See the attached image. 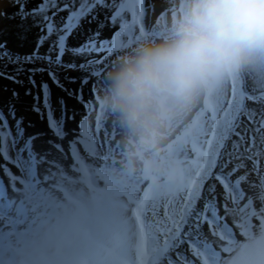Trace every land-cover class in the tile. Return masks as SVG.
<instances>
[{
	"label": "snow or ice",
	"instance_id": "snow-or-ice-1",
	"mask_svg": "<svg viewBox=\"0 0 264 264\" xmlns=\"http://www.w3.org/2000/svg\"><path fill=\"white\" fill-rule=\"evenodd\" d=\"M11 7L0 12L12 22L0 25V78L23 85L26 74L39 90L31 109L47 117L54 139L37 145L45 134L26 133L12 90L0 105V264H264V79L243 77L205 113L186 149L185 180L146 187L108 173V128L90 117L100 70L163 9L156 0H11ZM85 24L95 28L69 46ZM106 28L110 38L102 39ZM10 29L20 46L32 37L31 51L9 47ZM62 70L81 72V85L93 81L87 100L82 89L63 87ZM37 73L84 112L67 116L58 99L55 118L48 81L37 84ZM66 120L76 127L66 131Z\"/></svg>",
	"mask_w": 264,
	"mask_h": 264
},
{
	"label": "clouds",
	"instance_id": "clouds-1",
	"mask_svg": "<svg viewBox=\"0 0 264 264\" xmlns=\"http://www.w3.org/2000/svg\"><path fill=\"white\" fill-rule=\"evenodd\" d=\"M156 39L120 47L98 103L122 129L120 165L153 186L179 184L173 152L179 120L242 73L264 68V0H172Z\"/></svg>",
	"mask_w": 264,
	"mask_h": 264
},
{
	"label": "rangeland",
	"instance_id": "rangeland-1",
	"mask_svg": "<svg viewBox=\"0 0 264 264\" xmlns=\"http://www.w3.org/2000/svg\"><path fill=\"white\" fill-rule=\"evenodd\" d=\"M156 3L157 9L162 8L163 11L159 12V15L156 17L155 23L152 25V27L147 30L142 29L133 39L128 41L122 47L133 45L136 41L140 39H156L160 35L163 27L166 24L167 18L172 12L175 11V7L172 4V0H156ZM12 10L13 9L11 7V0H0V12L10 13ZM10 23L12 22L0 19V25H10ZM90 27L94 29L95 25L90 26L85 24L82 30H80L79 32H74L67 42L68 45L71 46L84 42L88 37V29ZM13 31L14 30L10 29L6 37L9 41V47H11L14 51L19 52L21 55L31 51L32 37L29 36V39L23 43V46H20V42L15 39ZM101 38H110L109 29L106 28L104 30ZM41 51H43V49ZM106 56L107 53H104L101 56V59ZM64 59L68 60L71 59V57L65 56ZM108 66L109 61L105 65V67L100 70L102 72V75L98 74V83L95 89V113L93 112L90 117V119L96 118L101 123L106 124L108 128L109 140L111 141V147L106 146V153L108 155L109 163L108 173L110 175L121 177L125 180L137 181L139 183L144 184L146 187L150 186L151 184L143 180L140 176L136 174H129L122 169L120 165V158L121 152L123 151V145L121 141L122 137L125 134L124 129L121 128L115 116L103 109L98 103L99 91L103 86V74L107 70ZM9 67L11 69V66ZM65 75H67L68 77L77 78L76 82L69 83L68 80L64 79ZM80 76L81 72L79 71L68 70L65 73L62 70L61 84L64 88L72 92H77L82 89L83 97L85 100H87L89 97V89L93 86V81L89 80L87 84L81 85L79 80ZM245 76L255 77L257 79H264V68L242 73L237 79L222 86L221 90L218 91L210 100H206L199 103L195 108H193L191 112L183 116L177 123V126L174 132L172 133L171 137L174 141L172 148L176 157L184 161V164L186 165V174L188 167L186 149L190 147L191 137L196 133L198 127L203 124L205 120V113L209 111L210 108L214 106L219 99L223 98L226 94H228L231 91L232 86L239 83V81ZM18 79L24 81L23 85L11 82L4 78H0V105H3L5 101L10 99L12 90H15L17 93H19L20 100L16 104V114L18 117H23L26 127V133L45 134L39 140L36 141V144L40 145L43 143L44 140L53 137L47 128V117L45 116L43 119H41L40 115L37 112L32 111L31 109V105L34 103L33 96H36L39 90L36 87L30 86L26 78V74H21ZM34 79L37 81V84H39L42 79L48 81V77L46 75H41L40 73H37ZM48 87L50 91V102L55 118L59 119L61 117V105L58 103V99L63 100V104L66 106L67 116H71L74 111H77L78 113L84 112V108L81 107V104L77 103V100L70 96L68 92L64 91L61 87H58L51 81H48ZM5 88H7V91L4 90ZM28 88H31L32 95L25 96L24 92ZM40 103H42V98L40 100ZM89 111H91V105H89ZM79 119L80 115H77L75 117V120L78 121ZM29 124L31 125L30 127L28 126ZM75 127L76 123L74 121L66 120L64 123V128L66 131ZM262 167H264V165H262ZM167 185V183L161 182L158 187L163 189ZM162 212L163 209L161 208V213Z\"/></svg>",
	"mask_w": 264,
	"mask_h": 264
}]
</instances>
